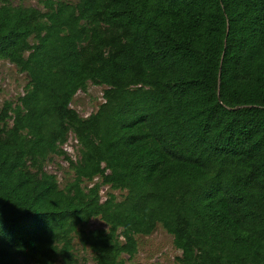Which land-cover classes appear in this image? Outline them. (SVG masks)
Listing matches in <instances>:
<instances>
[{"label": "trees", "instance_id": "trees-1", "mask_svg": "<svg viewBox=\"0 0 264 264\" xmlns=\"http://www.w3.org/2000/svg\"><path fill=\"white\" fill-rule=\"evenodd\" d=\"M42 3L0 0V61L28 78L0 108V264H126L158 225L179 264H264V0Z\"/></svg>", "mask_w": 264, "mask_h": 264}, {"label": "rangeland", "instance_id": "rangeland-1", "mask_svg": "<svg viewBox=\"0 0 264 264\" xmlns=\"http://www.w3.org/2000/svg\"><path fill=\"white\" fill-rule=\"evenodd\" d=\"M14 6L34 7L41 11H45V0H9ZM28 78L25 73L19 70L8 61H0V108L4 102H10L13 106L17 103L18 98L24 94ZM103 86L93 85L89 83L84 92H78L70 107L74 109L81 117L86 118L94 113L98 106L103 102ZM63 149L68 158L75 162L79 158V146L71 134L63 145ZM45 170L56 176L59 186L62 188L68 181L72 179V171L68 166V161L63 158L51 157L47 162ZM95 179V182H99ZM100 194L102 200L108 194L116 196L117 200H121L125 192L113 190L109 186H101ZM87 229H107V226L98 218L90 220ZM137 242V252L132 258L124 256L126 264H179L178 258L181 252L175 248L173 238L160 225L149 236H135ZM76 255L80 263H91L92 254L87 249H81L76 246Z\"/></svg>", "mask_w": 264, "mask_h": 264}]
</instances>
